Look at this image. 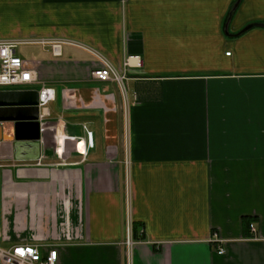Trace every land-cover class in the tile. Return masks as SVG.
Wrapping results in <instances>:
<instances>
[{"label": "crops", "instance_id": "1", "mask_svg": "<svg viewBox=\"0 0 264 264\" xmlns=\"http://www.w3.org/2000/svg\"><path fill=\"white\" fill-rule=\"evenodd\" d=\"M236 2L0 0V39L71 40L131 78L126 116L87 49L19 48L24 89L55 99L39 140L33 122L0 123L5 245L129 264L130 216L131 264H264V26L240 34L264 25V0Z\"/></svg>", "mask_w": 264, "mask_h": 264}, {"label": "built area", "instance_id": "2", "mask_svg": "<svg viewBox=\"0 0 264 264\" xmlns=\"http://www.w3.org/2000/svg\"><path fill=\"white\" fill-rule=\"evenodd\" d=\"M25 45H40L51 50L55 56L61 54L63 45L83 47L91 52L102 64L92 73L95 80L110 82L118 86L123 98V107L127 116L130 107L129 76L130 64L125 62L124 68L119 69L111 61L98 52L67 39L38 38L31 40L0 39V91L24 90L25 86L32 84L35 80L33 71L27 68L25 61L18 55V49ZM230 53H227L229 55ZM40 106L55 99V90L42 89ZM88 145L93 148V133L87 132ZM130 162L126 160L125 168L128 175ZM251 232L255 235V225H250ZM5 238L0 233V264H57L58 250L54 246H42L38 244L18 243L5 245ZM128 263L131 264V256L135 241L132 236V224L130 216L126 223V241ZM223 247L219 248V254H224Z\"/></svg>", "mask_w": 264, "mask_h": 264}, {"label": "water", "instance_id": "3", "mask_svg": "<svg viewBox=\"0 0 264 264\" xmlns=\"http://www.w3.org/2000/svg\"><path fill=\"white\" fill-rule=\"evenodd\" d=\"M242 0H237V7ZM263 24H251L247 26L242 33ZM41 94L36 90H13L0 91V123L13 121L20 123L24 121L33 122L37 127V135L32 140L40 139L41 131ZM17 128V126H16Z\"/></svg>", "mask_w": 264, "mask_h": 264}, {"label": "bare ground", "instance_id": "4", "mask_svg": "<svg viewBox=\"0 0 264 264\" xmlns=\"http://www.w3.org/2000/svg\"><path fill=\"white\" fill-rule=\"evenodd\" d=\"M25 90V89H24ZM41 107V106H40ZM42 108V107H41ZM132 236H133V234H132ZM134 239V238H133Z\"/></svg>", "mask_w": 264, "mask_h": 264}, {"label": "rangeland", "instance_id": "5", "mask_svg": "<svg viewBox=\"0 0 264 264\" xmlns=\"http://www.w3.org/2000/svg\"><path fill=\"white\" fill-rule=\"evenodd\" d=\"M19 50V49H18Z\"/></svg>", "mask_w": 264, "mask_h": 264}]
</instances>
